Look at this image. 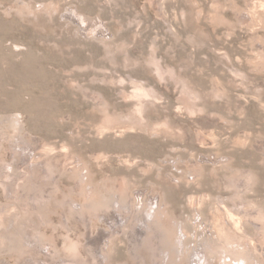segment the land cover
Instances as JSON below:
<instances>
[{
	"label": "rangeland",
	"instance_id": "1",
	"mask_svg": "<svg viewBox=\"0 0 264 264\" xmlns=\"http://www.w3.org/2000/svg\"><path fill=\"white\" fill-rule=\"evenodd\" d=\"M0 264H264V0H0Z\"/></svg>",
	"mask_w": 264,
	"mask_h": 264
}]
</instances>
